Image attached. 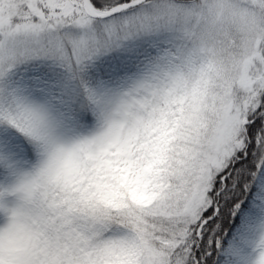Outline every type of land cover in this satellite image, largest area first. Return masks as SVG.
<instances>
[{"label":"snow or ice","instance_id":"1","mask_svg":"<svg viewBox=\"0 0 264 264\" xmlns=\"http://www.w3.org/2000/svg\"><path fill=\"white\" fill-rule=\"evenodd\" d=\"M0 264H264V0H0Z\"/></svg>","mask_w":264,"mask_h":264}]
</instances>
